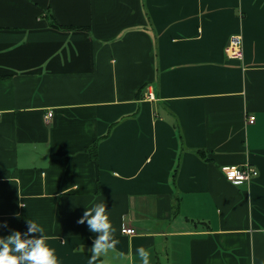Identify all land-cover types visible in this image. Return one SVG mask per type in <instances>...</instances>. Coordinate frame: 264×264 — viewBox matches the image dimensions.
<instances>
[{"label":"crops","instance_id":"obj_1","mask_svg":"<svg viewBox=\"0 0 264 264\" xmlns=\"http://www.w3.org/2000/svg\"><path fill=\"white\" fill-rule=\"evenodd\" d=\"M100 201L103 264H264V0H0V236L88 264Z\"/></svg>","mask_w":264,"mask_h":264},{"label":"clouds","instance_id":"obj_2","mask_svg":"<svg viewBox=\"0 0 264 264\" xmlns=\"http://www.w3.org/2000/svg\"><path fill=\"white\" fill-rule=\"evenodd\" d=\"M86 224L92 238V254L88 264H103L98 260L101 253L115 248L118 243L113 238L116 229L108 217L104 201L94 202L84 207L83 215L77 221ZM3 227H8L4 222ZM45 227L36 220H27L23 231L12 229L8 235L0 236V264H59L55 249L45 243ZM140 264H150L149 251L141 246L136 249Z\"/></svg>","mask_w":264,"mask_h":264},{"label":"built area","instance_id":"obj_3","mask_svg":"<svg viewBox=\"0 0 264 264\" xmlns=\"http://www.w3.org/2000/svg\"><path fill=\"white\" fill-rule=\"evenodd\" d=\"M224 52L228 57L241 59L242 58V37L239 33H233L228 37V40L224 46ZM151 98L152 93H149ZM51 111H47L43 116L45 122L49 120ZM247 122H253L254 115L247 116ZM221 170L224 173L225 178L234 184H241L249 182L257 175V169L249 163H243L241 165H223ZM124 234H132L135 232L134 227L128 226L125 223H121L120 229Z\"/></svg>","mask_w":264,"mask_h":264},{"label":"trees","instance_id":"obj_4","mask_svg":"<svg viewBox=\"0 0 264 264\" xmlns=\"http://www.w3.org/2000/svg\"><path fill=\"white\" fill-rule=\"evenodd\" d=\"M88 151H89V154L92 158L95 157V147L94 146L92 148L88 149Z\"/></svg>","mask_w":264,"mask_h":264}]
</instances>
